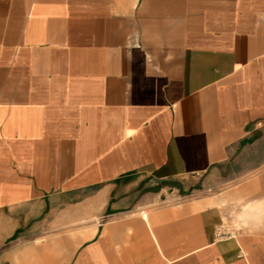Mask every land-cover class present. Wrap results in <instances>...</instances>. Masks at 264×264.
Returning <instances> with one entry per match:
<instances>
[{
  "label": "crops",
  "instance_id": "0c3cea01",
  "mask_svg": "<svg viewBox=\"0 0 264 264\" xmlns=\"http://www.w3.org/2000/svg\"><path fill=\"white\" fill-rule=\"evenodd\" d=\"M238 180L264 204V0H0V264H264Z\"/></svg>",
  "mask_w": 264,
  "mask_h": 264
},
{
  "label": "rangeland",
  "instance_id": "374dc122",
  "mask_svg": "<svg viewBox=\"0 0 264 264\" xmlns=\"http://www.w3.org/2000/svg\"><path fill=\"white\" fill-rule=\"evenodd\" d=\"M240 183V180H238L221 188L220 192H222L224 198L222 205L224 211L223 229L237 228L241 225L257 226V224L264 221V204H256L257 201H255V198L258 197L256 194L261 189H243L240 187ZM187 190L189 193L194 188L190 187ZM216 191L218 192L219 189H216ZM199 192L202 191H196L195 193Z\"/></svg>",
  "mask_w": 264,
  "mask_h": 264
},
{
  "label": "built area",
  "instance_id": "2783aa9c",
  "mask_svg": "<svg viewBox=\"0 0 264 264\" xmlns=\"http://www.w3.org/2000/svg\"><path fill=\"white\" fill-rule=\"evenodd\" d=\"M221 228H224V226L222 225V227Z\"/></svg>",
  "mask_w": 264,
  "mask_h": 264
}]
</instances>
